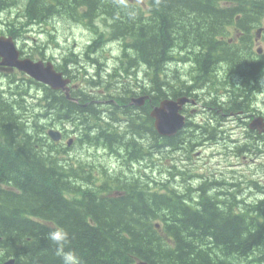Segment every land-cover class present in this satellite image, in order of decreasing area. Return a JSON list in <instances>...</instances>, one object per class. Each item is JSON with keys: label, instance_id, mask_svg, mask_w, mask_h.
I'll use <instances>...</instances> for the list:
<instances>
[{"label": "trees", "instance_id": "obj_1", "mask_svg": "<svg viewBox=\"0 0 264 264\" xmlns=\"http://www.w3.org/2000/svg\"><path fill=\"white\" fill-rule=\"evenodd\" d=\"M231 1L245 7L234 12L223 3ZM52 2L74 18L83 3L90 19L105 15L110 24L107 32L122 41L125 48L119 58L122 71L142 73L147 78L146 85L122 91L129 97L119 94L116 98L115 93L112 98L122 100L127 107L108 106L107 118L102 115L105 110L96 108L88 94L87 99L75 103L61 92L47 90L49 111L71 122L74 114L83 130L92 131L93 138L86 134L82 140L85 145L106 148L117 159L123 157L124 163L135 165L154 152H162L167 144L193 147L201 135L216 139V127L191 129V122L177 136L164 139L157 134L151 108L179 94L196 93L178 76L168 81L165 70L173 61L186 60L198 69L202 82L210 87L209 95L216 100L214 104L218 100L216 106L224 113L251 107L253 88L264 73V54L258 60L251 52L264 0H149V19L144 12L119 0H31L29 15L39 19L38 10L45 16L51 12ZM237 14L242 18L236 23ZM236 26L245 30V38L238 44L229 43ZM106 38L105 33L95 36L91 52L100 51ZM183 52L185 58L180 56ZM70 61L75 60H65ZM96 66L101 68V64ZM6 81L7 86L0 80V96L3 89L18 86V82L33 83L11 76ZM217 86L229 91L226 98ZM145 94L150 100L144 108L128 106L130 98ZM3 99L0 97V262L13 257L15 264H264V198L243 203L226 194L227 199L220 200L222 193L209 196L199 188L202 194L193 200L187 198L191 189L179 195L164 186L158 188L155 182L152 187L150 180L134 169L131 177L129 172L113 175L115 178L105 176L102 182L110 183V188L118 191L115 194L105 190L106 186L94 184L97 174L84 170L86 183L90 184L85 190L76 185L80 183L77 179L85 182L77 169L58 165L44 130H36L33 136L31 129L35 128L23 124L22 102L14 100L4 105ZM87 120L93 124L89 128ZM144 129L152 134L150 139L143 137ZM219 134L225 145H235L224 129ZM247 136L239 153H261L253 133ZM143 141L148 142V148ZM252 185L264 197V186L255 182ZM181 195L182 202L177 199Z\"/></svg>", "mask_w": 264, "mask_h": 264}, {"label": "rangeland", "instance_id": "obj_2", "mask_svg": "<svg viewBox=\"0 0 264 264\" xmlns=\"http://www.w3.org/2000/svg\"><path fill=\"white\" fill-rule=\"evenodd\" d=\"M0 1H3L4 4L8 1H17L19 4H23L25 8L24 12H21L20 14H13L12 19L20 22L25 33H29L34 37L35 42L33 43L26 41L20 30L12 27L9 24L8 14H6L7 12L0 8L2 25L6 28L9 35L13 33L19 37L17 44L19 46V49L24 52V57H28L31 53H35L39 55L43 60L46 59L44 61L49 60L53 61L56 65L58 64V66H61L64 71H71L70 75L77 73L78 68H80V73H83L82 78L86 80V73L84 70L86 68L87 78L89 79V82H91L90 78H92L93 76L96 77V79L94 80L99 81V84L93 85L96 86L95 89H92L89 86V83L87 88V93L92 95V104L95 105L96 108H99L101 110L108 108V106L100 105V102L104 103L108 101H114L115 105L118 106L121 103L120 100L112 98L115 93L116 98L119 97V94H122L123 96L125 94L126 97H129V95L122 91L125 89H137L138 84H147V78L145 74L140 73L139 75H135L132 71H127L126 73L122 71V65L121 63H119V58L123 53V50H120V45L122 42L118 43L115 40L114 42H111L107 37V40L105 41L106 44H104L102 49H99L100 51L87 54L83 50V48L87 47V45L90 46L92 39L97 36L99 32L101 33L107 31L106 27H104L103 25L101 26L99 32L94 29L87 28L88 35L84 39L82 45L77 49L70 51L64 48L65 42L61 30L65 29L64 32L66 34L79 33L78 35L84 36L83 33L76 31L82 20L76 21L69 14L65 15V18L54 14L52 15V13H47L44 16L41 15L37 10L36 15H38L43 23L47 24L50 27L54 36L47 35L40 30L41 21L39 19L34 20L33 17L29 15V5L31 3V0ZM2 25L0 23V31L3 29ZM77 40L78 38H74V42H82L81 39L79 40V42ZM183 54L184 52L182 53V55ZM71 58H74L75 60V63L73 65L65 62V60ZM96 64H101V68L99 70ZM66 65L69 67H66ZM119 70H121L122 73H120ZM194 70L195 67H192L191 63L173 62L165 70V74L166 78H168V81L175 79L174 76H178L181 81H190L192 75L194 74ZM77 76H79V74ZM80 78L81 77H76V82L80 80ZM17 79L20 80L19 78ZM196 79L201 78L198 76ZM0 80L2 82H5L6 86L8 85L7 81L1 76ZM22 83V86H13L12 88L10 87V89H3L0 97L1 99L4 98V101L6 100L12 103L14 102V100H17L16 97H18L23 104V117L32 119L33 125H31L30 127L35 128L31 129L32 132L34 133L36 130H40L41 132L43 130L42 126H47V124L51 123V120L55 118V116H51L52 114L50 111H46L47 103L44 100L46 96L45 89L36 85L28 84L26 82ZM22 83L18 82V84ZM190 85L192 86L194 85V83ZM98 88H105L108 91L107 95H100L94 92V90ZM111 88H115L117 89V91H114ZM260 94L257 92V95L250 97V99L253 97L252 102L253 106L255 107H257V104L260 100ZM203 96L207 95L203 93L202 97L200 98V102H202ZM262 110L264 111V109ZM45 114H47L48 116H45ZM74 117L77 116L74 115ZM216 123L218 124V120L214 121L215 127ZM54 124H58L56 128L61 127L60 123L56 121L54 122ZM87 124L91 125V122L87 120ZM223 124L225 126L217 127L218 139H209L215 145V151L212 161L214 166L216 167L215 171L210 173L206 172L201 174L195 171H190L188 175L181 170L173 168L177 163V161L174 159H172L171 165L169 167H166L164 161L172 155V152L167 149H163V151L160 153L154 152V154L145 157L141 164L132 165L131 162L124 163L122 159L123 157L117 159L116 155L111 154L106 148H94L89 144L84 145V143H82L81 141L83 138L82 133L77 131L76 129V126H79V122H76L75 124L67 123L69 130L64 133V135L70 136L72 135L73 131H75L79 135V141L74 146V150L70 149L68 146H66V148H61L60 154L64 157L60 159L58 165H69L74 169H77L79 175H81V177L85 179V182L77 179V181L80 183H76V185L82 188H86L85 190L89 188L88 185L90 184L86 183L87 176L85 175L84 177V170H88L86 171L87 173L91 171L92 173L97 174V179H95L94 181L93 179L90 180L93 181L94 184H97L98 187L106 186V188L104 187V189H109V193L111 192V194H114L118 191H116L115 189H111L110 183L102 182L104 179H106L105 176L109 175L107 177L115 178L113 175H118L123 170V172H129V177H131L130 172L134 169L135 171H139L143 175L145 180H150V185L152 187L155 186V184L153 183L155 182L158 188L164 186V188H166L167 190L174 191L179 195L187 192V189H191V192L189 193L190 195L187 198L192 197L193 200L195 198L199 199L200 194H202V192L199 191V188H204V190H206V192L208 193L207 195L209 196H212L214 193L218 192L223 194V198L228 195L229 197L235 196L238 198L239 202L242 200L243 203H252L255 200L264 198L262 195H260L259 190L252 185V183L255 182L260 186H264V153H239V147L241 148V146H244V144H246L242 140H239L240 142H237L235 145L231 143V147L225 145L224 141L220 140L219 138V130H228L229 134H231L235 132L234 128H238V125L240 123H238V120L230 118L229 121L226 120V122ZM209 126L212 127V124ZM239 129H243V137L246 136L247 133H245L244 126L243 128ZM86 132L90 137H92V131L88 130ZM143 137L146 139H150L152 137V134L148 130L144 129ZM204 137L208 138L207 135H205ZM46 142L50 144L47 140ZM149 143L150 147H152V142L150 141ZM142 144L144 147L148 148L147 141H143ZM49 147L55 151V154L58 152L57 149H54L51 145H49ZM186 148L190 151L191 156L198 161L196 167L201 166L199 162L206 164L210 160L209 156L205 153L199 142L193 147L186 146ZM261 148L264 151V145H259V149ZM63 149H65V151H63ZM55 154L53 153V157L56 158V156H54ZM221 156L223 158H221ZM225 156L228 158V165L226 162H222L226 158ZM82 158H84V163L78 162V160ZM87 162H89L90 165L87 166ZM217 167H219V169H217ZM260 176L261 179H259ZM183 197L184 196L181 195V197H177V199L180 201H184ZM190 202L192 203V201Z\"/></svg>", "mask_w": 264, "mask_h": 264}, {"label": "bare ground", "instance_id": "obj_3", "mask_svg": "<svg viewBox=\"0 0 264 264\" xmlns=\"http://www.w3.org/2000/svg\"><path fill=\"white\" fill-rule=\"evenodd\" d=\"M119 3H126V2H119ZM149 4V0H137L136 2H134V3H132L131 5L132 6H134L135 8H137V9H139V11H140V13L141 12H143L144 11V9L146 8V6ZM37 16V15H36ZM100 17H102L103 18V22H102V25L104 26V27H106V29L107 28H110L109 26H110V24H109V22H108V20H107V18H106V16L105 15H103V14H101V15H99V16H97V17H95L93 20H98V19H100ZM73 19H75L76 21H79V20H82V18H81V16H80V13H79V11H77V13H76V17L74 18V17H72ZM34 19V18H33ZM34 20H36V19H34ZM58 23V22H57ZM87 28H90V29H94V30H96L97 32H99V30L100 29H97V28H95L94 26H92L91 24H88L87 25ZM101 33H105L106 34V36L110 39V41L111 42H114V40L116 41V42H118V43H120V42H122V41H119V40H116V39H114V37H112V33H110V35H109V33L106 31V32H101ZM99 34H100V32H99ZM99 34H97V36L99 35ZM15 34H13V33H11V37L16 41V43H17V41H18V39H19V37L18 36H14ZM106 40H107V38H106ZM104 44H106L105 42H104ZM93 45H95V44H92V42H91V44H90V46H93ZM252 42H251V48H252ZM17 46H18V44H17ZM121 47H120V50L122 51V50H124L125 48L123 47V44L121 43V45H120ZM18 50L20 51V54L23 56L24 55V52L23 51H21V49H19V46H18ZM243 53V52H242ZM244 54V53H243ZM240 55V54H239ZM182 58H185V56L184 55H180ZM24 57V56H23ZM251 58V57H250ZM253 59V58H252ZM255 59H257L256 57H255ZM44 60H46V59H44ZM178 60V59H177ZM179 61H181V60H179ZM48 62H53V61H49L48 60ZM173 62H175V61H173ZM178 62V61H177ZM182 62H186V63H190V62H187L186 60L185 61H182ZM54 63V62H53ZM75 62H73V61H70L68 64H74ZM195 63V62H194ZM55 64V63H54ZM56 65V64H55ZM192 65V67H195L193 64H191ZM56 67H57V69H58V71L60 72V73H62L66 78H68V79H70V80H72V81H74V82H76V77H73V76H75L74 74L73 75H70V73H71V71H69V70H66V71H64L63 70V68L61 67V66H58V64L56 65ZM66 67H69V66H67L66 65ZM131 68V67H130ZM70 69V68H69ZM85 70V79L87 80V69L85 68L84 69ZM81 72V70H80V68H78V71H77V73H80ZM197 73V74H196ZM78 75V74H77ZM76 75V76H77ZM194 76H199L201 79H203V77L201 76V74H200V72L198 71V69L195 67V71H194V74H193ZM192 75V77H191V80L190 81H183V82H185L187 85H189L190 87H193V90H195L196 91V93H197V91H200V94H198V95H196L193 99L195 100V101H197V102H200V98L202 97V94L204 93V94H206L207 95V91H210V87L209 86H207V85H205V82H202V80L201 79H196L194 76ZM69 76V77H68ZM121 76V75H120ZM261 77H262V75L259 77V79H258V81H257V83H256V87L255 88H253V93H254V95H257V92L260 94L261 93V88L259 87V83L260 82H262L261 81ZM94 79H96V77L95 76H93L92 78H90V80H91V82H89L88 81V83L90 84L89 86L91 87V86H93L94 84H95V82H97L96 80H94ZM89 80V79H88ZM194 83V85H190V84H193ZM16 85H18V86H22L23 84H16ZM32 85H36V86H38V87H42L41 85H39V84H37V83H35V82H33L32 83ZM94 87V86H93ZM43 88V87H42ZM92 88V87H91ZM45 89V88H44ZM94 89V88H93ZM2 92H3V90H2ZM47 92V90L45 89V93ZM87 92V91H86ZM84 92H77V91H70V90H66V91H64L63 92V96L65 97V99H67V97L70 95V99L73 101V102H75V103H79L83 98H86L87 99V94L89 95V96H92V95H90L89 93H84ZM182 93V92H181ZM183 94V93H182ZM47 98V95L45 96V99ZM53 98V97H52ZM133 98V97H132ZM132 98H130V100H129V102H128V106L129 107H135V108H144V106H138V105H136L133 101H132ZM150 98V96H147V99H149ZM16 99L17 100H20L18 97H16ZM44 99V100H45ZM92 101V100H91ZM41 102H43V101H41ZM54 102V101H53ZM12 102H7V103H3L4 105H7V104H11ZM46 103H47V101H46ZM50 104V103H49ZM16 105V104H15ZM14 105V106H15ZM45 105V104H44ZM88 105V103L87 102H85V106H87ZM100 105L101 106H112V105H114V106H117V105H115V102L114 101H108V102H100ZM122 105V100H121V103L118 105V107H120V109H124V107H127V106H121ZM251 107H249L246 111H241V112H238V113H229L230 114V118L231 119H236V120H238V123H240L239 125H238V128H243V126H244V130H245V133H247L246 134V136H244L243 138H244V140H242V141H246L247 140V138H248V132H251V133H253V135H254V141H257L258 143H259V145H264V111L263 110H260L259 112H255L254 111V108H255V106H253V103H252V105H250ZM18 107V106H17ZM20 107V106H19ZM239 108V107H238ZM2 109V108H1ZM6 109V108H5ZM108 108H106V109H103V110H105V112L106 113H103L102 115H104L105 116V118H107V110ZM44 111V110H43ZM46 111H48L49 112V110H48V108L46 109ZM51 112V116H55V118L54 119H52L51 120V123H49V124H47V126L45 125V126H42V129L44 130L46 127H54V128H56L57 127V125L58 124H54V122L56 121V122H58L59 123V121H61V122H63L64 124H66L67 125V123L68 124H75L76 122H78L79 121V118L78 117H74V115L71 117V119L74 121V118H76L75 119V121L74 122H71V121H67V120H65V119H62L60 116H58V113L55 111V113H52V112H54V111H50ZM214 114H211L210 116H211V119L205 124V125H211L212 124V127L211 128H213V127H215V125H214V121H217L218 120V124L216 123V128L219 126V127H222V126H225L223 123H225L226 122V120H224L220 115H219V113L217 112V110L216 109H214L213 111H212ZM230 112V111H229ZM26 115V114H25ZM24 115V116H25ZM216 115V116H215ZM15 116V115H14ZM17 116H20L19 114L17 115ZM45 116H48L47 114H45ZM78 118V119H77ZM35 120V119H34ZM258 120H260L261 121V123H260V125H258L257 124V122H255V121H258ZM16 121H18V120H16ZM23 121V124H26V125H28V128L31 126V125H33V123H32V119L30 118H26V117H24V119L22 120ZM37 122V121H36ZM80 123V122H79ZM106 124V121H104V126H106L105 125ZM80 125V124H79ZM93 124H87V128H89L90 126H92ZM249 125H253V126H258V129H256L255 131L253 130V129H251L250 127H248ZM121 126V125H120ZM27 127V126H26ZM210 127V126H209ZM22 128V127H21ZM27 128V129H28ZM83 128L85 129V126H83ZM191 128H193V127H191ZM76 129H77V131H79V132H81L82 133V140L84 139V141H85V139H86V137H87V132L85 131V130H83L82 129V127L81 126H76ZM26 130V129H25ZM28 131V130H27ZM26 131V132H27ZM30 132V131H29ZM224 132H226V134H227V136L229 137L230 136V134H229V132H228V130H224ZM244 133V134H245ZM30 134H31V132H30ZM32 135L34 136V133H32ZM37 135V134H36ZM39 135V134H38ZM24 136V135H23ZM260 136V137H259ZM38 137V136H37ZM43 137V136H42ZM130 137V136H129ZM31 138V137H30ZM226 138V137H225ZM258 138H262L261 140H259L258 141ZM31 139H34V137L33 138H31ZM39 139V138H38ZM218 139V138H217ZM227 139V138H226ZM45 140V139H44ZM81 140V141H82ZM229 140V139H228ZM27 141V140H26ZM48 141V140H47ZM84 141H82V143H84ZM230 141L231 142H234L235 144L238 142H240L239 140H232V139H230ZM49 142V141H48ZM21 143V142H20ZM50 143V142H49ZM26 144V143H25ZM42 144V143H41ZM44 144V143H43ZM46 144V143H45ZM51 144V143H50ZM52 145V144H51ZM85 145V144H84ZM231 145V144H230ZM22 146V145H21ZM241 146V145H240ZM43 147V146H42ZM41 147V148H42ZM63 147H65L66 148V145H64ZM242 147V146H241ZM58 148H60V147H58ZM129 148V147H128ZM239 149H241L240 147H239ZM244 149V148H243ZM228 150V149H227ZM63 151H65V149H63ZM137 151V150H136ZM226 151V150H225ZM231 151V150H230ZM262 152L260 153V154H262V153H264V151H263V149L261 150ZM16 152H18V151H16ZM229 152V151H228ZM221 153V152H220ZM222 155V154H221ZM219 156V155H218ZM226 157V156H225ZM229 157H230V155H229ZM221 158H223L222 156H221ZM11 159V158H10ZM230 161V160H229ZM45 162V161H44ZM52 167V166H51ZM49 168V167H48ZM107 176H109V175H107ZM220 182V181H219ZM218 188V187H217ZM204 189V188H203ZM202 190V189H201ZM91 192V191H90ZM115 194V193H114ZM212 198V197H211ZM219 198V197H218ZM221 199L220 200H223V196L222 197H220ZM225 199V198H224ZM227 199V198H226ZM229 199V198H228ZM178 201H180V200H178ZM182 202V201H181ZM231 202V201H230ZM257 207V206H256ZM252 208V207H251ZM250 208V209H251ZM260 208V207H259ZM262 208V207H261ZM247 209H249V207L247 208ZM16 263V261H15V259L13 258V257H11V258H7L6 260H4V261H2V262H0V264H15Z\"/></svg>", "mask_w": 264, "mask_h": 264}, {"label": "water", "instance_id": "obj_4", "mask_svg": "<svg viewBox=\"0 0 264 264\" xmlns=\"http://www.w3.org/2000/svg\"><path fill=\"white\" fill-rule=\"evenodd\" d=\"M0 56L3 58L2 65H10L17 67L21 71L31 75L36 80L43 82L51 86L54 89H65L68 81L62 78L61 74L54 71L52 65L44 67V65L39 63H33L30 60L18 61V52L15 49L13 42L10 39H0ZM1 70H6V68L1 67ZM144 98L135 100L137 105H142ZM187 100L182 98L178 101H163L158 108H156L151 116L155 119V127L158 132L162 135H173L178 129L183 127L184 118L179 114L182 105ZM260 125L261 121H255ZM253 128L258 129V126H253ZM148 264V263H139Z\"/></svg>", "mask_w": 264, "mask_h": 264}, {"label": "flooded vegetation", "instance_id": "obj_5", "mask_svg": "<svg viewBox=\"0 0 264 264\" xmlns=\"http://www.w3.org/2000/svg\"><path fill=\"white\" fill-rule=\"evenodd\" d=\"M53 1V0H52ZM12 1H8L7 3H5L4 4V2L2 1H0V8L1 9H3L4 11H6V10H8V9H10V8H12ZM17 3H15L14 5H16ZM50 7H52V11L51 12H49V13H53V14H55V15H57V16H60V17H62V18H65V12H64V10L63 9H61V8H59V5L58 4H52V5H50ZM84 7H85V5H84ZM82 8V6H80V8H79V10ZM86 16H85V20H84V23H80V25L78 26V29L79 30H84L86 33H87V10H86V14H85ZM38 16V15H37ZM44 17V16H43ZM39 18V17H38ZM39 20H41L40 18H39ZM85 52L87 53V48L85 49ZM264 77V76H263ZM104 90H105V88H102V90H100L101 91V93H104ZM8 101H4L3 100V103H7ZM186 113H188V110L187 109H185L184 110ZM74 115V114H73ZM75 119L76 118H74V121H75ZM78 119V118H77ZM59 123H60V125L61 126H63L64 128H66V129H68L69 127L66 125V124H64L63 122H61V121H59ZM73 132H75V131H73Z\"/></svg>", "mask_w": 264, "mask_h": 264}]
</instances>
